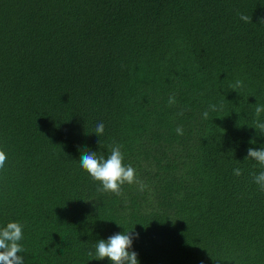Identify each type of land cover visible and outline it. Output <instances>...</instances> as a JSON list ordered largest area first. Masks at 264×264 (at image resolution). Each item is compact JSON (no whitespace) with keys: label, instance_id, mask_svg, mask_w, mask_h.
Listing matches in <instances>:
<instances>
[{"label":"trees","instance_id":"16d2710c","mask_svg":"<svg viewBox=\"0 0 264 264\" xmlns=\"http://www.w3.org/2000/svg\"><path fill=\"white\" fill-rule=\"evenodd\" d=\"M257 104L264 0H0V228L25 264H110L87 252L125 232L139 264H264ZM117 144L119 197L80 166Z\"/></svg>","mask_w":264,"mask_h":264},{"label":"clouds","instance_id":"9594fccd","mask_svg":"<svg viewBox=\"0 0 264 264\" xmlns=\"http://www.w3.org/2000/svg\"><path fill=\"white\" fill-rule=\"evenodd\" d=\"M239 20L245 24L251 23V17L244 13H237ZM233 90L244 87V82L237 79L231 85ZM175 97H170L168 103L175 104ZM215 110L214 106L213 109ZM254 122L255 129L264 133V122H260L261 114H264V105L257 104L255 106ZM205 119L208 118V112L203 113ZM105 125L103 122H98L95 127V134L99 137L104 134ZM178 135L183 134L181 128H177ZM250 144H254L255 140H250ZM8 157L4 150L0 149V169L5 167ZM124 154L121 151L120 145L111 147L110 155L105 158L104 156H97L96 153L85 151L81 155L80 166L93 181L100 184L98 191L110 193L117 197L123 195V186L137 184L143 190L144 185L139 180L136 169L130 164L124 163ZM246 159L255 160L262 168H264V147L256 150L252 147L247 150ZM233 174L236 176L242 175L240 168L233 169ZM258 185L260 191L264 192V171L255 175L254 181ZM25 225L19 221L9 222L3 228H0V264H25L24 256L18 253H24V248L21 241L24 240ZM133 244V236L131 232L123 234H115L107 241L100 240L94 248L89 249L87 255L93 260H109L110 264H139L138 254L131 251Z\"/></svg>","mask_w":264,"mask_h":264}]
</instances>
